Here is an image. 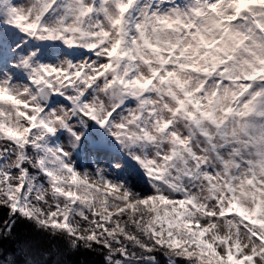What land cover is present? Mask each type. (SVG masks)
I'll return each mask as SVG.
<instances>
[{
    "label": "snow or ice",
    "instance_id": "6c2138e0",
    "mask_svg": "<svg viewBox=\"0 0 264 264\" xmlns=\"http://www.w3.org/2000/svg\"><path fill=\"white\" fill-rule=\"evenodd\" d=\"M0 264H264V0H0Z\"/></svg>",
    "mask_w": 264,
    "mask_h": 264
}]
</instances>
